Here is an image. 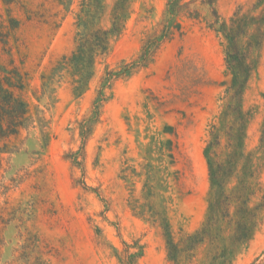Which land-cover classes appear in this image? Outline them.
<instances>
[{
	"label": "rangeland",
	"instance_id": "rangeland-1",
	"mask_svg": "<svg viewBox=\"0 0 264 264\" xmlns=\"http://www.w3.org/2000/svg\"><path fill=\"white\" fill-rule=\"evenodd\" d=\"M166 2L98 0L101 9L88 21L118 30L75 91L56 67L74 49L78 16L94 0H0V31L9 33L11 18L18 22L8 38L11 57L0 44V67L24 78L17 93L28 110V122L0 152V264H121L126 250L135 264H172L166 228L178 241L202 226L209 194L203 151L229 81L221 39L204 21L181 18L182 36L106 90L92 119L100 79L139 56ZM256 2L216 0L215 8L224 20L235 12L258 16ZM243 111L238 170L252 165L248 207L257 224L218 264H264V40Z\"/></svg>",
	"mask_w": 264,
	"mask_h": 264
},
{
	"label": "trees",
	"instance_id": "trees-1",
	"mask_svg": "<svg viewBox=\"0 0 264 264\" xmlns=\"http://www.w3.org/2000/svg\"><path fill=\"white\" fill-rule=\"evenodd\" d=\"M94 2L86 4L84 15L78 16L81 31L76 35L74 49L56 67L57 72L64 70L72 77L75 91H82L86 86L92 77L95 60L107 54L109 36L118 30L115 25L111 30H104L90 24L88 20H92L101 9L98 0ZM215 3L216 0H167L158 29L144 41L139 56L120 69L104 74L92 104V119L96 120L107 99L106 90L111 89L116 81L145 67L164 43L182 36L181 18L204 21L220 37L229 81L223 83L226 86L225 102L217 122L210 125L203 151L209 181L208 213L199 229L178 241L166 228V255L172 264L224 262L236 247L246 243L257 224V214L248 207L247 190L252 165L246 171L238 170V166L244 158L241 138L248 116L243 111L244 93L251 74L256 70L264 40V0H257L253 6V10L262 8L261 15L241 16L235 12L227 20L220 18ZM9 23L8 34L0 31V44L3 45L1 51L11 57L12 47L8 38L10 31L17 29L18 22L11 18ZM0 68L6 75L0 78V142L3 144L0 152H4L7 142L17 136L20 128L28 122V110L17 93L24 86V78L16 69L7 71ZM233 180L235 185L230 187ZM258 207H264V188ZM136 257L126 250L121 264H135Z\"/></svg>",
	"mask_w": 264,
	"mask_h": 264
}]
</instances>
